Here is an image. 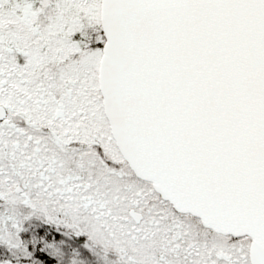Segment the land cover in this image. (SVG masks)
<instances>
[{"label":"snow or ice","instance_id":"snow-or-ice-1","mask_svg":"<svg viewBox=\"0 0 264 264\" xmlns=\"http://www.w3.org/2000/svg\"><path fill=\"white\" fill-rule=\"evenodd\" d=\"M0 264H264V0H0Z\"/></svg>","mask_w":264,"mask_h":264}]
</instances>
